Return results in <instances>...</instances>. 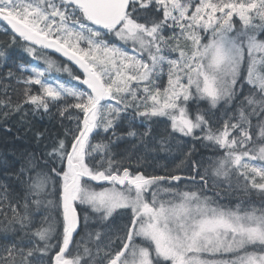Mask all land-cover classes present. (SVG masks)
Segmentation results:
<instances>
[{
	"label": "snow or ice",
	"instance_id": "6c2138e0",
	"mask_svg": "<svg viewBox=\"0 0 264 264\" xmlns=\"http://www.w3.org/2000/svg\"><path fill=\"white\" fill-rule=\"evenodd\" d=\"M0 24L11 36L0 80L25 85L15 104L0 100L3 117L27 105L62 129L34 133L44 150L14 174L23 195L0 184V264H264V208L225 207L206 191L213 176H235L237 190L264 196V0H0ZM16 48L46 67L13 71ZM161 123L160 149L193 142L194 175L116 159L113 137L143 144ZM196 143L223 151L203 172ZM181 181L201 186L180 191ZM41 211L55 217L37 221Z\"/></svg>",
	"mask_w": 264,
	"mask_h": 264
},
{
	"label": "trees",
	"instance_id": "16d2710c",
	"mask_svg": "<svg viewBox=\"0 0 264 264\" xmlns=\"http://www.w3.org/2000/svg\"><path fill=\"white\" fill-rule=\"evenodd\" d=\"M10 39L11 36L5 35L3 28H1L0 45H3L5 42L10 41ZM12 51L13 58L9 60V64L13 67V71H16V66L21 63L26 64L29 67H46L42 60L39 61L38 65L35 61H33L32 64H29L28 62L31 60V57H28L19 48L13 49ZM44 53L55 57L60 62L61 66L67 65L72 69L73 72L77 74L79 73L78 69H76L73 65H71L64 59L46 51ZM4 72H6V69L0 68V76H2ZM55 75H59L61 81H71V77L70 79H65L67 77L65 72L52 71L49 78L51 79L52 77H55ZM23 78H27L26 74L23 76ZM72 83L76 82L72 81ZM24 87L25 85L22 83V81L20 83H17L15 79L11 82L0 80V100H4L10 97L13 104H15L16 101L22 99V92L24 90ZM5 88L7 89V97L5 96ZM3 111H5V109L0 106V184L10 185V191H12L16 195H23V192L21 191L22 185L17 183L14 174L19 172L20 168L23 165L24 157L26 154L35 153L39 155V153L44 150V145L38 144V142L34 138V133L37 130L43 131L47 129L49 133L55 135L56 133L61 132L62 129L60 127V122L58 119L50 120L48 117H44L43 119H41L38 114L34 115L31 108L27 105H25L23 112L13 113L7 119L3 117ZM52 111L53 113H55L56 109L53 108ZM222 118H224L223 110L218 112L216 117H214L213 119ZM69 123L70 122L67 120L64 121L65 125H68ZM138 124L139 122L137 121L135 130L138 133L143 132L145 128L139 127ZM153 127L155 128V133L150 137H146L143 144L140 142L139 136H124L121 139H116L115 137H113V139L115 140L113 151L116 154V159H123L125 163H129L134 167L137 166V161H139V166L147 174L166 175L168 173H173L178 169L177 164L180 156L175 153L172 148H168L165 150L160 149L159 147V142L162 135L164 134L165 125L161 123ZM128 128L129 123L124 122L117 129V136H120L122 133L127 131ZM45 143H50V141H45ZM192 144L193 142L190 141L189 146H192ZM189 146L188 144H185V146L183 147L184 150L186 151L187 149H189ZM212 155H216L213 159L215 160L216 158L223 155V151L211 147H205L203 144L196 143V147L191 159L202 164L200 170L201 172H203L204 168L209 167V163H207V161H211ZM200 157H202L201 161H199ZM190 174L194 175V172L190 173L189 169V171H185V173H183V176H188ZM219 180L230 182L232 187L226 188V190L228 191H225L222 187H213V181L216 182ZM235 180V176L231 177L230 180H226L224 177L216 178L213 176L211 179H209L206 191L211 198L217 201V203H219V199H221L220 202L222 204H224V202L226 201L227 203L224 204L225 207H231L228 205V203L235 204L236 202L241 201L246 203H250L251 201H254V203L264 202V196L260 195L259 193L255 194L256 191L245 192L237 190L241 189L242 187L240 188L237 183L238 181L234 182ZM182 182L185 183L186 181H181V183ZM189 184H191V182ZM196 185L201 186L199 182H197ZM10 215L11 213H9V216ZM43 215H52L53 217H55V212L41 211V213L37 215L35 219L39 221L40 217ZM0 221H4V218L0 217ZM96 228V223L90 221L89 229L94 230ZM86 230L87 229H83L82 227L81 235H83ZM78 238L79 236L77 237V240ZM24 239L26 242V238ZM89 246L93 247L94 245L90 244ZM43 264H47L46 258Z\"/></svg>",
	"mask_w": 264,
	"mask_h": 264
},
{
	"label": "rangeland",
	"instance_id": "374dc122",
	"mask_svg": "<svg viewBox=\"0 0 264 264\" xmlns=\"http://www.w3.org/2000/svg\"><path fill=\"white\" fill-rule=\"evenodd\" d=\"M1 28H3V25L2 24H0V29ZM44 55H47V56H50V55H48V54H46V53H43ZM52 59H54L56 62H57V66H61V64H60V62L55 58V57H53V56H50ZM67 66V65H66ZM67 67H69V66H67ZM66 73V78L65 79H70V75L67 73V72H65ZM60 79V76L59 75H55V77H52L51 78V80H55V79ZM191 140H189V139H185V140H181V141H179V142H177V141H171V145L169 146V148H172L173 150H174V152L175 153H177L180 157V159H179V161H178V164H177V170L176 171H174L173 173H176V174H180V175H182L183 176V173H185V171H189V169H190V163H188L186 160H185V156H184V153L188 150H184V146H185V144H188V146H189V142H190ZM172 142H173V144H172ZM190 148L192 147V146H189ZM214 156H216V155H212L211 156V161H213V159L215 158ZM201 158L202 157H200L199 158V161H201ZM210 160V159H209ZM211 161H207V163H209L210 164V162ZM183 162V163H182ZM234 182H237V179L234 181ZM173 185H175V182H171ZM190 182H180L179 183V185H178V188H179V190L180 191H187V190H189V189H192V190H198L199 188H200V186L199 185H196V184H189ZM238 183V186L241 188V187H243V182L242 181H239V182H237ZM229 184H230V182H226V181H223V180H219V181H216V186H218V187H222L225 191H228V190H226V188H228L229 187ZM224 191V192H225ZM255 192V191H254ZM256 193H258V192H255V194ZM208 194V193H207ZM254 194V195H255ZM161 197H163V198H165V199H167L168 198V196H167V194H165V193H163V192H161ZM220 200L221 199H219V204H221V205H223V206H225L224 204L225 203H227L226 201L224 202V204H222L221 202H220ZM228 205L229 206H231V207H229V208H236L237 206H240V207H242V208H245V209H252V208H256V209H261V208H264V202H262V203H254V201H251L250 203H246V202H243V201H241V202H236L235 204H229L228 203ZM89 228H90V226H89ZM89 228H87V230L84 232V233H86V232H90V231H93L92 229H89ZM83 233V234H84ZM81 236H83V235H81ZM80 239V237L78 238V240ZM91 243L89 242V245H90ZM93 245V244H92ZM92 249H93V252H95V246H93L92 247Z\"/></svg>",
	"mask_w": 264,
	"mask_h": 264
},
{
	"label": "water",
	"instance_id": "95a60500",
	"mask_svg": "<svg viewBox=\"0 0 264 264\" xmlns=\"http://www.w3.org/2000/svg\"><path fill=\"white\" fill-rule=\"evenodd\" d=\"M47 52L52 53V54H54V55H56V56H58V57L64 59L65 61H67V62H69L71 65H73L76 69H78L77 66H75L72 62L68 61L67 58L63 57L61 54H59V53H55L53 50H47ZM78 70H79V69H78ZM79 71H80V70H79Z\"/></svg>",
	"mask_w": 264,
	"mask_h": 264
},
{
	"label": "flooded vegetation",
	"instance_id": "af4514ba",
	"mask_svg": "<svg viewBox=\"0 0 264 264\" xmlns=\"http://www.w3.org/2000/svg\"><path fill=\"white\" fill-rule=\"evenodd\" d=\"M85 234V233H84ZM84 234H83V236H84Z\"/></svg>",
	"mask_w": 264,
	"mask_h": 264
}]
</instances>
